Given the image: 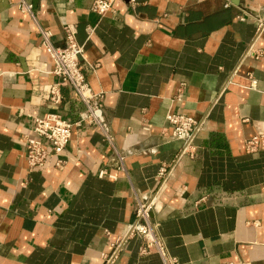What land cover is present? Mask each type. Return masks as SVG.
I'll return each instance as SVG.
<instances>
[{
    "label": "crops",
    "instance_id": "obj_1",
    "mask_svg": "<svg viewBox=\"0 0 264 264\" xmlns=\"http://www.w3.org/2000/svg\"><path fill=\"white\" fill-rule=\"evenodd\" d=\"M20 1L0 0V264H103L134 221L135 196L157 190L159 166L182 145L161 135L169 112L203 126L151 213L167 253L178 264H264V148H245L264 131V0H116L102 18L93 0H23L34 21ZM66 24L95 65L83 74L103 92L113 145L73 126L63 167L30 169L34 117L74 120L83 108L69 86L56 107L45 96L58 79L38 28L61 47ZM143 244L129 238L114 264H162Z\"/></svg>",
    "mask_w": 264,
    "mask_h": 264
},
{
    "label": "built area",
    "instance_id": "obj_2",
    "mask_svg": "<svg viewBox=\"0 0 264 264\" xmlns=\"http://www.w3.org/2000/svg\"><path fill=\"white\" fill-rule=\"evenodd\" d=\"M114 1L116 0H93L90 10L99 18H102L111 10ZM125 1L132 7L136 4V0ZM18 7L33 21L35 20L31 3L21 0L18 3ZM257 21L258 30H262L264 21L261 18H258ZM38 31L43 48L52 62L50 73L58 79L56 83L45 86L47 100L56 107L61 102L60 87L69 86L77 95L83 108L78 112L74 120H69L56 111L34 117L30 134L24 136L25 159L30 169H45L51 166L62 168L65 164L64 151L71 137V128L73 126L87 125L96 127L109 145H113L112 138L103 110V92L92 91L84 78L83 68L86 66L89 69H94L95 65L87 62L83 57L85 43L77 41L76 26L74 24L63 26L65 44L61 47L52 43L49 30L39 27ZM91 33L92 28H87L86 40H88ZM248 78H250V84H252L254 79L250 74ZM165 119L166 123L161 129V135L166 139L179 140L182 145L171 162L162 163L159 166L156 175L159 183L157 190L135 196L134 221L128 226L125 234L113 243L111 253L103 256V264H114L125 242L132 236H138L144 242L140 247V254L156 252L162 264H178L177 259L167 253L164 242L157 235L158 224L151 220V213L157 203L159 190L165 185L175 165L184 155H193V141L203 126V120L176 112L167 113ZM245 148L248 152L263 149L264 131H259L246 140ZM123 159L124 157L116 152L114 164L117 170H125ZM104 175L115 178L114 175L108 174L106 170H100L99 176Z\"/></svg>",
    "mask_w": 264,
    "mask_h": 264
}]
</instances>
